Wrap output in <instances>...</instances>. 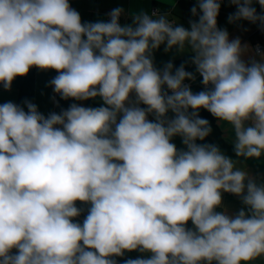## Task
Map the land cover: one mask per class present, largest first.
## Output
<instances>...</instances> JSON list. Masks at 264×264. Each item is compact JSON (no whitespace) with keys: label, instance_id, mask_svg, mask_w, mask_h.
<instances>
[{"label":"clouds","instance_id":"1","mask_svg":"<svg viewBox=\"0 0 264 264\" xmlns=\"http://www.w3.org/2000/svg\"><path fill=\"white\" fill-rule=\"evenodd\" d=\"M229 2V23L264 29V0ZM222 3L196 0L185 27L171 12L85 22L70 0H0V87L35 68L57 73L62 100L102 101L0 104V264H264V182L244 163L264 162V53L245 59L218 27ZM161 46L189 59L158 67ZM202 109L232 126L235 159L201 143Z\"/></svg>","mask_w":264,"mask_h":264},{"label":"crops","instance_id":"2","mask_svg":"<svg viewBox=\"0 0 264 264\" xmlns=\"http://www.w3.org/2000/svg\"><path fill=\"white\" fill-rule=\"evenodd\" d=\"M70 3L72 7L80 13L82 21L85 22L107 20L105 15L108 11L116 7H121L125 10V14L122 16L121 20L122 24L130 23L133 13L145 11L151 14L161 11L171 12L174 17L178 18L183 26L188 27L189 20L193 19L190 10L196 4V0H176L174 8L171 7L174 0H70ZM254 7H256L258 14H264V9H261L259 4H254ZM235 11V6L230 4L229 0H223L218 16V27L227 29L230 39L238 37L242 44H247L249 46L250 52L245 59H248L249 56L260 59L259 55L254 51V46L256 43L264 45V29H262L259 24H254L249 21L229 23L228 17ZM262 53H264V50H262ZM154 56L158 67H162L163 64L169 60H171L176 67H179L181 63L189 59L187 54L178 55L175 51L165 53L163 46L155 52ZM186 70L195 71L194 66L190 64L186 66ZM55 75H57L55 71L31 69L27 76L16 78L12 84L11 91L4 90L0 87V104L12 101L18 105L24 106V101L28 100L35 103L39 111L45 115L50 112L59 113L62 109H67L69 105L74 102L91 107H98L102 104L99 98L82 102L62 100L59 95L53 92L52 87L49 86V81ZM200 80L201 78L197 75L195 82L186 81V83L191 85L194 92H198L203 90V85L200 83ZM200 113L214 120L220 137L218 146L225 154L235 159V154L227 149V147H230L233 150L235 137L232 126L226 122H218L216 118L206 110L202 109ZM174 143H176L178 148L184 147L179 137L174 138ZM244 163L254 177L264 182V162L252 159L244 161ZM223 203L230 213H234L242 207L240 199L228 193L223 194ZM139 255V253L133 252L127 254L126 258L129 256L131 258H136ZM120 264H122V260Z\"/></svg>","mask_w":264,"mask_h":264},{"label":"trees","instance_id":"3","mask_svg":"<svg viewBox=\"0 0 264 264\" xmlns=\"http://www.w3.org/2000/svg\"><path fill=\"white\" fill-rule=\"evenodd\" d=\"M200 116L202 118H206L209 120L210 122V125L212 127V133L206 138L205 141L201 142V143H212V144H216L218 145L220 143L219 139V131L217 130V127H216V124L214 122L213 119L207 117L206 115H203L202 113H200ZM227 149L231 152V153H234V151L230 148V147H227ZM81 221L83 220V216H81L79 218Z\"/></svg>","mask_w":264,"mask_h":264},{"label":"built area","instance_id":"4","mask_svg":"<svg viewBox=\"0 0 264 264\" xmlns=\"http://www.w3.org/2000/svg\"><path fill=\"white\" fill-rule=\"evenodd\" d=\"M109 12H110V11H108V12L106 13V15H105L107 20L109 19L108 15H107ZM121 20H122V17H121ZM257 49H259V51L262 52V50H264V45H262L261 43H256L255 46H254V51H255V53H256V50H257Z\"/></svg>","mask_w":264,"mask_h":264}]
</instances>
